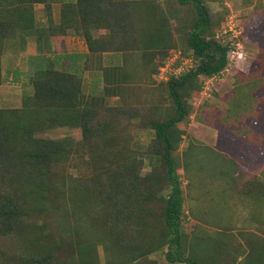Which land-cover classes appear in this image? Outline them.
<instances>
[{"label":"trees","instance_id":"1","mask_svg":"<svg viewBox=\"0 0 264 264\" xmlns=\"http://www.w3.org/2000/svg\"><path fill=\"white\" fill-rule=\"evenodd\" d=\"M55 1L61 3L58 25L51 21L47 28L38 27L33 6L41 3L49 10ZM175 1L193 11L185 31L197 63L166 82L155 79L157 71L153 74L155 83H166L171 106L153 107L150 114L145 110L141 127L152 137L138 150L128 143L118 118L122 106L86 94L78 64L63 69L61 59L117 53V62L92 71L99 74L96 87L103 83L106 95H118L130 79L128 54L138 51L146 65L144 55L164 54L171 47L173 11L161 0H0V83L5 39L18 33L21 42L27 37L37 41L32 93L21 107L0 108V235L37 231L44 226L40 214L60 217L63 211L72 217L64 226L66 237L38 231L22 238L26 254L17 258L18 264H98L99 243L112 258L119 255L130 264L156 250L169 263L198 264L183 257V191L174 152L184 133L178 123L191 110L185 97L199 91V75L212 76L224 68L227 44L211 37L216 23L202 0ZM263 15L251 20L255 24L248 33L264 25ZM68 30L85 39L86 54L53 52L50 38ZM98 30L104 32L95 36ZM43 38L53 55L43 52ZM133 110L127 114L137 116L138 109ZM58 126L80 128L81 139L37 136ZM78 153V173L65 175L62 166ZM83 221L88 225L82 226ZM64 246L75 252L72 258L56 255Z\"/></svg>","mask_w":264,"mask_h":264},{"label":"rangeland","instance_id":"2","mask_svg":"<svg viewBox=\"0 0 264 264\" xmlns=\"http://www.w3.org/2000/svg\"><path fill=\"white\" fill-rule=\"evenodd\" d=\"M202 1L212 22L216 23L211 36L213 39L228 16L235 18L241 30L239 40L243 58L211 81H208L211 76L199 75V91L185 97L191 110L188 117L178 123V128L184 133L174 152L183 191V257L198 264H264V25L259 24L257 31L253 29L255 32L248 33L250 25L255 24L251 20L264 14V0ZM161 3L173 11L172 45L164 54L144 55L146 65L138 51L128 54L125 70L130 79L123 84L118 95H106L103 83L96 87L99 74L92 71L98 65L109 66L117 62L120 59L117 53H103L86 60L83 57H64L60 65V68L67 69L69 64H78L82 70V89L86 94L102 98L106 104L122 106V114L118 118L125 125L128 143L130 141V146L138 150L152 137L151 131L141 127L145 110L148 108L150 114L153 107L165 110L171 106L166 83L153 81L159 65L178 52L187 56L188 63L179 64L180 72L170 77L172 79L197 63L186 44L185 27L187 20L193 18V11L175 0H161ZM60 8L58 1L52 2L49 10L41 3L35 4L36 25L47 28L52 21V25L57 26ZM103 32L98 30L94 35L99 36ZM50 40L54 45L53 52L58 55H84L88 52L85 39L69 30L63 35L55 32ZM227 40L231 41L228 35L217 41L226 43ZM41 43L43 52L53 55L44 38ZM36 53V38L27 37L21 42L19 34L15 33L5 39L1 55L0 108L21 107L23 98L32 93L30 75ZM150 68L155 69L152 74ZM133 109H138L137 116L127 114ZM37 136L67 137L78 141L81 129L58 126L39 132ZM80 156L81 153L73 155L62 166L65 175L78 173ZM142 169H148L147 163ZM38 217L44 226L37 231L31 229L25 230L23 235H0V264H18L17 258L26 254L22 241L26 235L30 237L38 231H59L58 236H67L64 226L72 217L68 218L66 212L62 211L60 217L57 214H40ZM87 225L86 221L82 222V226ZM73 253L67 246L56 251V255L66 259L72 258ZM95 255L98 264H130L119 255L112 258L100 243ZM151 263L189 264L169 263L159 250L141 257L135 264Z\"/></svg>","mask_w":264,"mask_h":264},{"label":"built area","instance_id":"3","mask_svg":"<svg viewBox=\"0 0 264 264\" xmlns=\"http://www.w3.org/2000/svg\"><path fill=\"white\" fill-rule=\"evenodd\" d=\"M234 17H227L225 24L222 26L220 30L215 32V39H223L226 35L229 36L231 41L226 42L227 50L225 53L226 64L224 68L217 74L212 75L208 81H211L214 78L222 75L224 72H227L229 68L232 66L233 63H238L239 60L243 58V51H242V43L239 40L241 37V30L240 26H238L237 21L234 20ZM191 55L192 51H191ZM188 63L187 56H182L179 54H173L172 56L167 57L158 67L157 73L155 74V79L158 82H163L170 77L175 76L180 72L179 64H186ZM209 77V76H208ZM208 81L205 83H208Z\"/></svg>","mask_w":264,"mask_h":264}]
</instances>
